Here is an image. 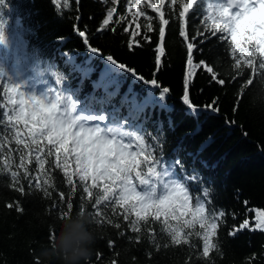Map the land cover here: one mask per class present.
Returning a JSON list of instances; mask_svg holds the SVG:
<instances>
[{
  "label": "trees",
  "instance_id": "16d2710c",
  "mask_svg": "<svg viewBox=\"0 0 264 264\" xmlns=\"http://www.w3.org/2000/svg\"><path fill=\"white\" fill-rule=\"evenodd\" d=\"M169 5L170 0H165L166 19L170 16ZM113 6L117 9L113 21L101 30L107 11ZM141 8L144 15L133 18L127 11L126 0H115V3L113 0H58V6L56 0H4L0 3V22L6 26L9 44L7 48L0 46V54L6 57L3 66L14 75L18 50L27 44L29 58L22 69L23 78L30 81L33 77L37 83L44 80L45 87L56 86L51 75L54 69L65 78L59 87L75 90L81 97L97 99L105 97L108 82L115 80L119 91L112 103L120 108L122 116L129 115L128 105H120L125 96L144 104L138 119H129L158 135L165 159L169 163L178 159L189 173L195 171L201 186L210 188L209 206L225 210V222L217 235L222 255L211 252L209 257L198 259L202 242L195 237L191 241L195 248L172 245L164 248L167 237L158 235L159 251L146 236L139 242L130 240L136 234L125 226L126 222H122L119 230L97 223L100 217L94 215L95 210L86 200L80 199V190L70 193L63 173L55 170L47 196L42 189L30 188L24 179H21L24 186L21 193L16 190L19 185L11 186L7 174H0V264H50L40 253L52 243L51 236L58 235L60 215L66 210L64 204L69 198L74 205L71 215L79 213L83 203L84 211L94 219L91 230L96 243L89 264H206L209 259L214 264H264V232L242 230L235 237L229 235L244 219L254 227L256 212L264 211V94L261 93L264 85L253 77L254 84L243 90L234 109L240 83L249 77L250 70L246 69L242 76L230 82L235 70L225 44L214 37L201 44L202 37L193 35V25L202 27L203 24L201 19H193L199 10L189 13L188 41L179 37V23L175 15L171 16L165 29V55L161 58L160 70L156 71L159 15L150 7L142 5ZM147 16L153 17L152 31L147 29ZM137 23L141 25L139 35L134 38L138 45L130 35L136 31ZM74 26L85 31L89 45L82 42ZM194 41L193 63H206L218 73V78L226 81L224 86H219L211 81L206 68H196L189 84V97L196 112L187 109L182 101V79L188 74L186 45ZM89 46L99 52L91 53ZM107 55L149 81L155 77L161 87L169 88L166 98L161 100L159 90L135 80L130 73L109 72ZM41 72L43 76L39 75ZM107 91L115 88L108 87ZM214 98H218V113L204 107ZM107 111L111 113V107ZM36 182L33 180V185ZM120 231L124 236H120Z\"/></svg>",
  "mask_w": 264,
  "mask_h": 264
},
{
  "label": "snow or ice",
  "instance_id": "6c2138e0",
  "mask_svg": "<svg viewBox=\"0 0 264 264\" xmlns=\"http://www.w3.org/2000/svg\"><path fill=\"white\" fill-rule=\"evenodd\" d=\"M56 3L58 6V0ZM126 4L133 18L144 15L142 5L159 15L156 71L160 70L161 58L165 55V29L171 16L175 15L179 23V37L188 41L189 13L199 10L193 19H201L203 24L202 27L193 25V35L202 37L201 44L213 37L225 44V50L230 52L231 67L235 70L230 82L242 76L246 69L250 70L249 77L240 83L234 109L243 90L254 84L253 77L264 85V0H170L169 19L165 18V0H152L151 3L126 0ZM116 11L115 6L107 11L101 30L113 21ZM152 20V16L146 17L148 31H152ZM140 27L137 23L136 31L130 34L137 45L139 42L134 38L139 35ZM74 30L83 38L82 42L89 45L85 31L75 26ZM111 30L115 31V28ZM8 44L6 26L0 22V46L7 48ZM128 47L131 49L133 44ZM194 47L195 41L186 45L188 74L182 79L183 105L192 112L197 108L190 101L189 84L196 68H206L215 84L224 86L226 83L225 79L218 78L213 67L202 61L193 63ZM89 51L93 54L99 52L91 46ZM28 58L27 44H24L18 50L13 75L3 66L6 57L0 54V174L10 177L11 186L19 185L16 190L23 193L21 179H24L30 188L42 189L47 196V188L53 186L51 174L59 170L70 186L69 192L75 194L79 189L80 199L86 200L95 210L94 215L100 217L97 223H106L119 230L122 222H126L125 226L136 234L129 237L130 240L139 242L142 236H146L157 251L161 248L158 235L167 237L164 248L170 245L195 248L196 245L191 243L195 237L202 242L198 259L209 257L211 252L222 255L217 235L218 228L225 222V210L209 206L210 188L201 186L195 171L189 173L178 159L171 163L165 159L158 135L147 132L129 119H138V113L145 105L137 103L134 97L125 96L120 105H128L129 115L122 116L120 108L112 103L119 91L115 80L108 82L104 98L81 97L75 90L59 87L65 78L54 69L51 75L56 86L40 88L23 78L21 63L27 62ZM105 59L110 66L109 72L130 73L135 80L159 90L161 100L169 93V88L161 87L155 77L150 81L145 79L133 68L118 63L112 55ZM39 84L47 82L40 80ZM108 87H114L115 91L108 92ZM261 93L264 94V87ZM217 100L214 98L204 107L218 113ZM107 107H111V113ZM33 180L37 181L34 185ZM60 200H64L63 193ZM73 207L69 198L60 218L71 214ZM84 207L81 203L79 213L84 212ZM255 217L254 227L244 219L238 227L230 230L229 235L235 237L242 230L264 232V211L256 212ZM119 234L124 236L123 231ZM55 238L56 235L51 236L52 242ZM206 264L214 262L209 259Z\"/></svg>",
  "mask_w": 264,
  "mask_h": 264
},
{
  "label": "clouds",
  "instance_id": "9594fccd",
  "mask_svg": "<svg viewBox=\"0 0 264 264\" xmlns=\"http://www.w3.org/2000/svg\"><path fill=\"white\" fill-rule=\"evenodd\" d=\"M93 223L86 211L65 216L54 242L41 251L43 260L50 264H89L96 243Z\"/></svg>",
  "mask_w": 264,
  "mask_h": 264
}]
</instances>
